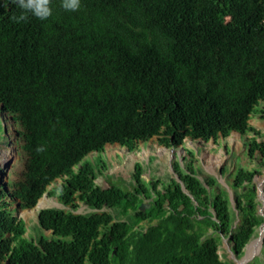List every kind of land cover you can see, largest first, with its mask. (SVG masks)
<instances>
[{"label":"trees","instance_id":"16d2710c","mask_svg":"<svg viewBox=\"0 0 264 264\" xmlns=\"http://www.w3.org/2000/svg\"><path fill=\"white\" fill-rule=\"evenodd\" d=\"M60 3L52 0L47 20L18 23L15 0H0V106L26 163L13 203L32 208L53 177L90 152L133 151L152 137L164 147L223 138L225 151L232 132L252 133L260 140L247 141L248 158L262 160L232 167L227 193L196 173L188 152L163 182L145 180L136 163L127 183L105 176L102 188L99 155L56 193L68 210H41L38 224L17 219L0 195V264L241 260L263 222L252 179L264 170V135L248 121H264V0H81L75 12ZM78 204L97 213H75ZM246 264H264V240Z\"/></svg>","mask_w":264,"mask_h":264},{"label":"rangeland","instance_id":"374dc122","mask_svg":"<svg viewBox=\"0 0 264 264\" xmlns=\"http://www.w3.org/2000/svg\"><path fill=\"white\" fill-rule=\"evenodd\" d=\"M261 108H263L262 105L258 107V109H261ZM12 128H13V124L10 121L9 116H5L0 109V146L8 147L11 145L12 148H15L17 150V142L15 141L14 136L12 134ZM6 130L7 132L5 133ZM260 134L264 135V128L260 130ZM213 143L214 142H212L211 140L205 143L187 141L186 143L182 145V148H181L182 150H180L179 153L177 152V156L175 157L176 160L173 159V157L170 155L172 153V150L168 152V150L163 148L164 151L161 153H158V149L161 147L158 146L155 138H152L149 141L137 143L135 149L131 152L125 148H121L118 145L114 144V145H106L104 150L100 152L99 154L102 157V162L105 163L107 168L109 169L106 177L107 178L109 177V179L112 180L114 184H120L121 182L127 183L129 181L136 163L141 166L142 171H143L142 177L145 180L148 181L150 179H153V180L161 179V182H163L165 181V178L172 173V168L170 165L174 163V161L178 164V166L181 169L184 167V165L181 163L182 158H183L181 155H183L184 152L185 153L188 152L189 154H192L195 160L197 161L196 164H193V169L196 171V173L202 169L206 173L213 175L217 183L219 184V186L222 188V190L228 193L229 185L228 183L225 182L226 177L223 176L224 177L223 179H219L220 177H219V170H218L221 164L225 162L224 160H222L223 154L219 152L223 149L222 147L223 144H218L219 147L213 149L211 152L212 154L210 156H208L207 154L205 155L206 146H208L209 144H213ZM178 149H180V147ZM8 152H9V149H8ZM223 153L227 155V160L224 165V168L226 171L225 173H228L231 176L233 174L232 167L234 168V170L240 167L244 170H252L254 168L252 167V165L254 164L250 162L249 160H248L249 162L247 161L246 154L236 151L230 144L227 145V149L225 151L223 149ZM179 154H180V157H179ZM97 155H98L97 153L89 154L88 158H85L78 166L80 167L82 164L86 162L93 161L96 163V159L98 158ZM228 155H229V158H228ZM210 157L215 160L208 162ZM22 170H23V161H20L19 163L14 162L12 164L9 172L7 171L4 177V182L7 183L8 187L12 186V183H11L12 178H16ZM1 174L2 173L0 169V184L2 182ZM98 181L102 183L103 179L101 178ZM261 183L262 181L260 178L255 179V184H261ZM8 203L12 204L10 199H8ZM45 205L47 207H51L55 205V203H51L50 201H43V203L38 204L39 208L37 210L32 211L33 214H29L27 212H19L17 213L16 216L17 217L19 216L24 221H29L30 224H33L38 210L44 207ZM81 212L85 213L86 210L83 209ZM13 214L15 215V212H13ZM258 215L261 216L260 213ZM261 217L263 219L262 223H264V216H261ZM259 228H258V232H259ZM27 231H28V235H32L30 228H27ZM39 233L40 231L36 228V236H38ZM263 240H264V237L261 240V242H258L257 236H256L250 241L251 245L253 244V242H257V249H256V252L254 253L255 254L254 257L260 255V249H262L263 247ZM222 248L226 250L225 252L227 254V258L228 257L233 258L232 254L228 250V245L226 241L222 243ZM246 249H245V254L241 258V260H243L246 256V253H247ZM221 253L222 252H220V255Z\"/></svg>","mask_w":264,"mask_h":264},{"label":"clouds","instance_id":"9594fccd","mask_svg":"<svg viewBox=\"0 0 264 264\" xmlns=\"http://www.w3.org/2000/svg\"><path fill=\"white\" fill-rule=\"evenodd\" d=\"M15 2L17 3L18 7L22 9V12H21L20 16L14 18L18 23L21 22V21L27 22L28 21V18H29V15H31V16L39 19V20H42V21L43 20H47L52 15V8H51V2H52V0H15ZM80 6H81V0H61V3H60V7L64 11L75 12V11H77V10L80 9ZM3 114H5V113L3 112ZM257 120H261L260 119V116L251 117L249 119V121H248L249 126L252 127L253 126L252 125V122H256ZM11 122L13 124L12 134L14 136L15 141L17 142V150L15 148H12L11 145L8 146V147L0 146V169H1V173H2L1 174V180H2V182L0 184V195H1V199H2V201L6 202V203H8V199H10L11 202H12V204H9V203L8 204H9V206H12L10 208H13V209L15 208L17 213H19V212H27L29 214H33L32 211L33 210H37L39 208L38 204L39 203H43V201H50L51 203H55L56 206L53 205L51 207H47L45 205L44 207H42V208H40L38 210V212H37V214L35 216V220H34V223L38 224L37 223L38 213L41 210L51 209V208H60V209H63V210H68V208H65V207L61 206L60 204H58V202H55L57 200H54L55 199L54 196H57L56 193H58V191H59V189H61V187H65V186L68 185L69 180L71 179V176L72 175H77V172H79L80 170L82 171L84 169V167L90 165L93 161L92 162H86V163L82 164L80 167L78 165L85 158H88L89 154H94V153H97V152L96 151L90 152L87 155H85L80 161H78V162L77 161H74L70 165V173H66V172H63L62 171L60 174H58L55 177H53L48 182V184L45 186V192L42 194V196H40L38 198V200L36 201L35 205L32 208H21L19 201H16L15 200V202L13 203L12 199L9 197V192L11 193L12 186L11 187H8L7 183L4 182L5 174H6L7 171L9 172L12 164L14 162H18L19 163L20 161H23L24 160V159L22 160L23 157L21 158L20 157V154H19V142H18V139H17V128H16L14 122L13 121H11ZM252 128H254L256 130V128L254 126ZM256 131H258V130H256ZM6 132H7V130L5 131V133ZM233 137H235V138H233ZM152 138H155L156 143L158 144L159 147L168 150V152L172 150V153L170 155L173 157V159H175V157L177 156V152L179 153V151L182 150L181 149L182 148V145L188 141L187 139H184L183 143L181 145H179L178 147H164V146L159 145L158 140H157V137H152ZM152 138H150L149 140H151ZM253 138L256 140V142H259V140H260L259 138H255L254 134H252V133H248L246 136H241L240 134H238L236 132H232L228 136V138L226 140V144H228V145L230 144L231 140H232V143L234 141H237L238 143H240L239 149L235 148V150L238 151V152H241V153H245V154L247 153L246 154L247 161L249 160L250 162H252L254 164V165H252V167H254L256 164H258V162L260 160H262V159H258L257 160L255 158L253 160H250L248 158V144H247V141L248 140H251ZM149 140H147V141H149ZM262 140H264V137L262 138ZM142 142H145V141H142ZM135 147H136V145H135ZM179 147H180V149H178ZM7 148L9 149V152H8V149ZM121 148H124V147H121ZM215 148H217V147H215ZM97 154H98L97 157H99L100 154L99 153H97ZM185 154L186 153L184 152V154L181 155V156L184 157ZM179 157H180V154H179ZM226 159H227V155H226ZM96 160H98V159H96ZM25 164L26 163L23 162V167H25ZM172 164L170 166H172ZM105 166H106V164H105ZM105 166L103 165V162H100L99 167H98L97 170H99L102 174L100 176H98V178H96L95 181H94V183L96 184V182H98V180L102 178L103 179V182L102 183L99 182V183L96 184V185H99L102 188H107V185L105 183L104 177L107 176V173H108L109 169L106 171V167ZM256 178H260V179L262 178L261 179L262 180V186L264 188V170L262 171V173L260 175L259 174L254 175V182L252 180V183H254L255 189H256V186H257V184H255V179ZM15 179L16 178H12V182H11L12 185H13V182H14ZM104 186H106V187H104ZM145 204L146 203H143V205H141V206L144 207ZM78 205L79 206H78V208H77V210H76L75 213L88 214V211L89 210H92V209H88L86 206H83V205H80V204H78ZM83 209L86 210L85 213H82L81 212ZM17 213H15V215H17ZM95 213H97V211ZM257 213H258V210H257ZM263 214H264V211H263ZM17 219L24 221L19 216L17 217ZM24 223H25V225H27L30 222L29 221H24ZM262 225H263V223L261 224V226ZM263 228L264 227H262L261 229H263ZM262 231L264 232V229ZM44 234L45 235L52 234V230H50V229L49 230H46ZM23 237H27V232H26V234ZM257 237H258V232H257Z\"/></svg>","mask_w":264,"mask_h":264},{"label":"bare ground","instance_id":"6f19581e","mask_svg":"<svg viewBox=\"0 0 264 264\" xmlns=\"http://www.w3.org/2000/svg\"><path fill=\"white\" fill-rule=\"evenodd\" d=\"M259 39V38H258ZM221 139H223V138H219L218 140H217V142L216 143H213V144H209L208 146H206V149H205V151H206V153H205V155L207 154L208 156H210L212 153V150L213 149H215V147H219V145L218 144H221ZM125 149H128V148H125ZM130 151V150H129ZM220 153H222L223 154V158H222V160H224L225 162L223 163V164H221V166L219 167V168H221V170L218 168V170H220L219 171V175L221 176V174H222V171H223V168H224V165H225V163H226V155H225V153H223V149L221 150V151H219ZM217 154V153H216ZM213 160H215V159H213V158H209V160H208V162L210 161H213ZM223 175L224 176H228V173H225L224 171H223ZM17 213V212H16ZM256 249H257V242H253V244L251 245H249L248 247H247V250H246V256H245V258L243 259V260H234V264H243V261H245V260H247V259H249V257H251L255 252H256Z\"/></svg>","mask_w":264,"mask_h":264},{"label":"water","instance_id":"95a60500","mask_svg":"<svg viewBox=\"0 0 264 264\" xmlns=\"http://www.w3.org/2000/svg\"><path fill=\"white\" fill-rule=\"evenodd\" d=\"M0 108H1V106H0ZM247 154V153H246ZM262 179V178H261ZM262 181V180H261ZM55 197V199L54 200H57V201H55V202H58V197L57 196H54ZM256 198H257V200L259 201V205H258V208H257V210H258V213H260L261 214V216H264V214H263V211H264V188H263V186H262V183L261 184H257V186H256ZM58 204H60L59 202H58ZM142 210H144L143 209V207L141 206L140 207ZM66 211V210H65ZM96 212V210H89L88 211V214H90V213H95ZM264 226V223H263V225L262 226H260V230H259V232H258V237H257V241L258 242H261V240H262V238H263V229H261L262 227ZM229 250V249H228ZM230 252V251H229ZM231 253V252H230ZM254 255L255 254H253L249 259H247V260H245V261H243V264H246L248 261H250V260H252V258L254 257ZM5 264H8V260H6V262H5Z\"/></svg>","mask_w":264,"mask_h":264},{"label":"crops","instance_id":"0c3cea01","mask_svg":"<svg viewBox=\"0 0 264 264\" xmlns=\"http://www.w3.org/2000/svg\"><path fill=\"white\" fill-rule=\"evenodd\" d=\"M252 125L256 128V130L260 131L261 129L264 128V122L261 120H257L256 122H252ZM235 138V137H233ZM230 145H232V147L235 149H239L240 143H238L237 141L232 143V140L230 142Z\"/></svg>","mask_w":264,"mask_h":264},{"label":"flooded vegetation","instance_id":"af4514ba","mask_svg":"<svg viewBox=\"0 0 264 264\" xmlns=\"http://www.w3.org/2000/svg\"><path fill=\"white\" fill-rule=\"evenodd\" d=\"M252 180H253V182H254V177H253V179H252ZM255 190H256V189H255Z\"/></svg>","mask_w":264,"mask_h":264}]
</instances>
